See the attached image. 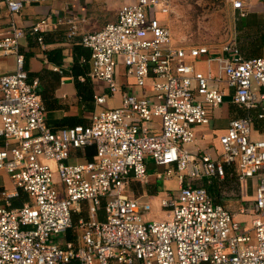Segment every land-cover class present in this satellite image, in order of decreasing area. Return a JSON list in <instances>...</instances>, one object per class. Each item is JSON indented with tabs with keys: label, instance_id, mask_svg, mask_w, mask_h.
Instances as JSON below:
<instances>
[{
	"label": "built area",
	"instance_id": "obj_1",
	"mask_svg": "<svg viewBox=\"0 0 264 264\" xmlns=\"http://www.w3.org/2000/svg\"><path fill=\"white\" fill-rule=\"evenodd\" d=\"M23 1L0 0L7 16L0 56L14 60L9 72L0 64V171L13 184L0 191V264H264V139L252 137L254 119H264V56L243 57L232 42L218 54L206 45L176 44L160 18L171 1L135 0L117 10L115 21L80 36L90 51L82 58L88 76L107 88L94 94L89 123L52 129L39 80L29 77L20 50L27 33L42 45L51 19L38 18L27 32L16 22ZM231 3L243 7L242 0ZM56 22L67 39L79 32L70 11ZM202 58L216 59L221 71L196 69ZM121 66L130 81L121 104L103 107L120 89ZM221 83L249 113L229 120L213 157L189 146L195 128L223 102ZM87 146L94 147L91 159L70 160ZM148 160L156 178L178 183L159 197L164 219L147 218L150 202L129 194L131 181H148ZM225 165L234 166L239 181L256 179L250 207L238 209L248 219H237L194 184L223 178ZM18 191L27 199L13 206ZM82 203L87 216L73 222ZM68 229L73 237L62 240Z\"/></svg>",
	"mask_w": 264,
	"mask_h": 264
},
{
	"label": "crops",
	"instance_id": "obj_2",
	"mask_svg": "<svg viewBox=\"0 0 264 264\" xmlns=\"http://www.w3.org/2000/svg\"><path fill=\"white\" fill-rule=\"evenodd\" d=\"M134 1H23V8L16 16V22L27 32L38 18L49 15L51 19L49 29L43 33V44L38 43L35 35L27 33L26 37L20 40V50L24 54V65L29 72V77H36L39 80V94L46 109L47 123L52 129L69 127L75 123H89L91 113L97 108L94 94L106 92L107 88L103 81L88 76L82 58L88 57L90 51L80 43V36L82 33L96 31L105 24L115 21L117 10L122 5ZM242 3V8H234L231 0H228L227 11L234 18L230 42L239 49V53L243 57L264 56V0H242ZM68 11L79 18V32L73 39H67L65 35L66 27L56 22L57 17L66 15ZM160 18L162 19V16ZM6 21V11L0 5V25H4ZM185 46L192 45L187 44ZM49 51L53 52L52 57L59 54L60 64L49 61L47 58ZM0 64L2 71L9 72L14 69L12 56H0ZM194 65L196 69L206 73L210 72L212 75H216L221 71L218 61L214 58L195 60ZM74 79L80 82L88 81L87 83L90 84L92 89V101L90 103L80 100L74 85ZM118 80L120 89L106 99L103 107H117L121 104L122 93L130 82L124 75L123 66L119 67ZM220 85L225 91L223 102L213 110L207 124L195 128V139L189 146L195 152H207L213 157L218 156V137L224 132L229 120L246 116L249 113L245 108L231 101V88H228L224 83ZM251 114L254 115V113ZM151 124L153 130H158V120L152 121ZM252 137L254 139H264V119H254ZM0 145H2V139H0ZM72 156L71 161L84 159L80 149L73 152ZM146 166L149 173L148 181L146 183L131 181L128 188L129 194L140 202H150L152 209L146 215L147 218H167V212L160 209L158 200L164 194V191L178 187L177 180L175 177L169 179L156 178L153 175L156 167L151 160L147 161ZM194 184L204 186L215 203H219L229 210H238L239 208H247L252 202L256 179L239 181L234 166L225 165L223 178L198 180ZM12 188L13 184L8 175L0 171V190H10ZM23 195L25 193L18 191V196L11 199V204L20 206L27 199L22 201ZM80 216L84 218L87 216L85 203H82L80 211L72 214V221L75 222ZM97 216L98 219H103L102 210L98 211ZM236 218L239 220L247 219V217L243 218L241 214H236ZM72 237V230L68 229L65 235L62 236V240H70Z\"/></svg>",
	"mask_w": 264,
	"mask_h": 264
},
{
	"label": "rangeland",
	"instance_id": "obj_3",
	"mask_svg": "<svg viewBox=\"0 0 264 264\" xmlns=\"http://www.w3.org/2000/svg\"><path fill=\"white\" fill-rule=\"evenodd\" d=\"M171 1L170 13L163 15L161 20L170 29L174 43L204 44L218 54L220 52L216 51H221L222 46L230 42L234 18L227 11L228 0ZM231 211L235 216L241 214L248 219V215L239 210Z\"/></svg>",
	"mask_w": 264,
	"mask_h": 264
},
{
	"label": "trees",
	"instance_id": "obj_4",
	"mask_svg": "<svg viewBox=\"0 0 264 264\" xmlns=\"http://www.w3.org/2000/svg\"><path fill=\"white\" fill-rule=\"evenodd\" d=\"M52 53L53 52H50V51L47 53V58L49 59V61H51L52 63L60 64L59 54L55 57H52L51 56ZM85 59H87V57ZM83 64L85 65L84 67H86V69H88V63L84 62ZM87 82L88 81L80 82V81L74 79V85H75V88L77 90V94H78L80 100L83 102L90 103L92 101V89H91L90 84H88ZM75 124H78V123H75ZM75 124H73V125H75ZM73 125H70V126H73ZM80 151H81V154L83 155L84 158L91 159L93 154H94V147L87 146V147L80 149ZM26 198H27L26 194L23 195L22 201L25 200ZM69 264H78V263L76 261H72Z\"/></svg>",
	"mask_w": 264,
	"mask_h": 264
}]
</instances>
